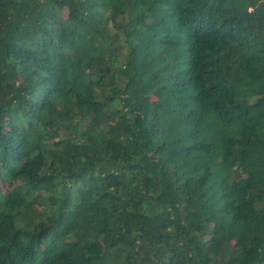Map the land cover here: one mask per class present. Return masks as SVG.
Segmentation results:
<instances>
[{"label": "trees", "instance_id": "obj_1", "mask_svg": "<svg viewBox=\"0 0 264 264\" xmlns=\"http://www.w3.org/2000/svg\"><path fill=\"white\" fill-rule=\"evenodd\" d=\"M0 264H264V0H0Z\"/></svg>", "mask_w": 264, "mask_h": 264}, {"label": "rangeland", "instance_id": "obj_2", "mask_svg": "<svg viewBox=\"0 0 264 264\" xmlns=\"http://www.w3.org/2000/svg\"><path fill=\"white\" fill-rule=\"evenodd\" d=\"M64 13V12H63Z\"/></svg>", "mask_w": 264, "mask_h": 264}]
</instances>
